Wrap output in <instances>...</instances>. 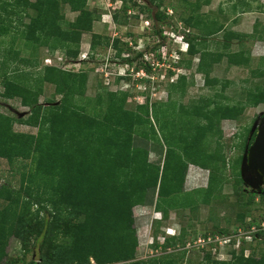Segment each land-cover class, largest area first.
I'll return each mask as SVG.
<instances>
[{
  "label": "trees",
  "instance_id": "obj_1",
  "mask_svg": "<svg viewBox=\"0 0 264 264\" xmlns=\"http://www.w3.org/2000/svg\"><path fill=\"white\" fill-rule=\"evenodd\" d=\"M0 1H3V4L0 3L1 34L21 30L29 42L48 46L52 51L63 49L68 62L79 58L82 39L87 33L92 34V50L113 47L121 54L126 45L125 51H133L120 39H111L94 31L97 16L88 7L89 0ZM204 2L209 4L210 0ZM63 5L79 12L76 19L70 21L66 18ZM134 6L124 5V10ZM145 9L152 11L148 2ZM233 9H240L242 13L253 10L248 0H238ZM30 10L34 13H28ZM258 10L264 11V5H260ZM211 14L214 13L190 15L185 19V26L198 30V33L175 32L183 34L189 43V56H199L196 71L205 76V84L211 87L222 84V91L211 97L199 98L192 104H181L179 114L184 122L178 128L168 131V126L160 123L165 143L157 136L153 125L150 132L143 128L150 122L148 103L132 110L126 107L128 92L107 90L104 111L91 115L76 101L85 93L89 77L87 71L73 72L45 65L37 77H33L32 72L28 73L20 65L24 64L26 69H37L39 61L19 58L18 53L13 56L12 50L9 51L11 63L8 64L6 58L0 69L4 86L2 96L5 99L20 98L21 103L30 108L31 114L19 119L0 111V157L13 165L20 159L21 163L31 159L35 168L23 173L19 187L9 182L0 184V199L6 201L0 207V264L8 256L10 237L19 238L24 247L32 250V264H184L183 255L162 260L158 257L149 260L137 258L140 242L134 208L138 205L155 206L163 219L171 206L191 205V209H196L200 203H210L215 196H219L227 179V151L221 122L238 120L247 106H258L264 102V85L248 90L245 101L235 104L223 101L227 97L224 91L231 81L212 76L214 67L226 57L230 65L251 68L249 49L232 50L234 40L243 44L249 33L230 31L225 22L212 18ZM27 15L29 22L24 21ZM170 16L168 11L159 9L152 14L157 22H165ZM113 17L118 21L117 14ZM15 18L22 28L13 27ZM163 32H166L163 28L156 30L165 40L166 33ZM221 32H224L225 50L210 49L209 43L213 40L210 38ZM256 32V37L264 39V27L260 33L256 27ZM155 48L147 53L154 52L160 57ZM145 54L146 51L138 52L135 56L123 58L122 62L132 66L140 58L141 67L152 72L153 67L144 59ZM19 61L21 64L12 67L14 62ZM81 62H86V59ZM177 64L190 69L193 59L184 57ZM172 70L171 77L177 75L178 78L171 80L170 104H173L174 91L180 90L184 94L188 82L186 75L174 74ZM252 73L264 78L263 67L253 68ZM127 76L119 75L118 80ZM140 80L150 81L145 78ZM45 82L53 84L56 93L62 96L59 104L40 102ZM18 121L36 127L37 133L16 131L14 125ZM150 144L160 147L164 157L162 164L150 160ZM190 164L210 170L206 188L184 191ZM236 183L239 192L244 184L241 171L236 175ZM257 195L256 192L250 193L246 205L250 206ZM260 196L264 198V189ZM247 214H238L239 225L233 233L239 228L249 231L253 225L259 226L264 220L261 217L260 220L248 221ZM162 219L155 222L159 224ZM215 227L219 234L224 232L219 224ZM155 232L157 236L156 229ZM182 233L169 235L162 245L157 246L183 244ZM261 236L263 232L255 235V246L264 243ZM251 245L254 244L250 242L248 245L244 238L240 251L233 250L230 260L217 259L210 249L199 264H264V248L257 256L256 249ZM247 247L253 251L249 256H245Z\"/></svg>",
  "mask_w": 264,
  "mask_h": 264
},
{
  "label": "rangeland",
  "instance_id": "obj_2",
  "mask_svg": "<svg viewBox=\"0 0 264 264\" xmlns=\"http://www.w3.org/2000/svg\"><path fill=\"white\" fill-rule=\"evenodd\" d=\"M204 1L89 0L88 7L97 16L94 31L101 35L109 36L111 39L118 38L122 43H127V45L133 48L132 53L125 51L126 45L123 46L124 51L121 54H119L118 49L113 47H98L96 50H92L90 46L92 34L87 33L82 39L79 58L68 62V57L63 49L59 48L52 51L48 46L36 45L27 41L22 35L21 30L18 32L11 30L7 34H1L0 32V69L4 66L3 62L6 58H8V64L11 63V58L8 56L10 55L9 51L12 50L13 56L16 55L15 53H18L19 58H33L39 61L37 69L32 67L26 69L25 65L21 64L20 61L14 62L12 65L13 67L17 63H20V67L28 73L32 72L33 77H37V73L41 72L45 65H54L73 72L87 71L89 77L85 93L82 98H77L76 100L80 107H84L85 111L91 115L102 114L107 101V90L126 91L128 92L127 108L136 110L140 104L148 103L150 107V122L146 126H143V128L150 132V129H152L151 125H153L157 131V136L165 143L161 124H166L168 131L181 126L184 122L179 114L181 104H192L193 101H197L199 98L211 97L217 92L222 91V84L215 87L205 84V76L196 71L199 56L195 58L190 57L188 53L184 52L182 47H186V42L181 43V38L176 36L175 31L180 29H184L185 33H188L186 29H190V35L199 32L192 27L185 26V19L190 15L196 16L214 13L211 14L213 16L211 17H216L220 21L225 22L228 30L249 33L246 34L249 36L243 44H239L237 39L234 40L232 50L249 49L252 59L251 68L230 65L226 57L214 67L212 76H216L222 81H231L224 91L225 96H227L223 99L225 103L235 104L239 101H245L248 96V90H255L258 85H264V78L252 73L253 68H264V39L255 36L257 35L256 27L259 33L264 27V11L258 10L260 5H264V0H248L251 2L253 10L244 14L240 12V9L236 11L233 9L238 0H210L209 4H205ZM146 2L150 4L152 11L145 9ZM0 3L3 4V1H0ZM136 3L138 5L134 6ZM128 4L134 6L129 9L132 11L131 14H129V10H124V5ZM197 4L200 6H196ZM221 8L224 9L223 12L220 11ZM157 9L162 12L170 10L172 11V16L165 22H157L152 17L153 12ZM62 10L70 21H73L79 15V12H74L69 5H63ZM28 13L33 14L34 12L30 10ZM115 14L118 15V21L114 20L113 15ZM24 21H30L29 15L24 17ZM255 21H257V24L254 27ZM15 26L18 29L22 28L17 18H15L13 23V27ZM157 28H163L166 31L163 32V34L166 33L164 34L166 35L165 40L156 33ZM210 39H213L209 43L210 49L220 52L225 50L223 47L224 32L216 34ZM164 43L167 46L163 50L169 51V54L173 55L167 57L166 66H158L154 74L151 75L154 77V81L153 79L143 82L140 80L142 77H145L142 76L143 73L140 74V71L143 69L140 58L131 67L122 62V59L125 57H129L130 55L135 56L141 51H146L147 53L155 47L157 51L161 52ZM176 52H179V56L181 57L179 59L181 60L184 57L193 59L192 68L185 69L184 67H179L176 62L178 59ZM82 59H86V62L82 63ZM173 64L176 67L174 74L186 75L188 82L184 94L180 90L174 91L172 97L173 104H170L169 93L172 83L170 71L174 67ZM127 71L130 75L123 80H118L119 75H123ZM177 78L178 76L176 75L172 80L175 79L176 81ZM145 79L147 78L145 77ZM3 91L4 86L2 78H0L1 112L13 115L19 119L27 118L31 114L30 108L24 106L20 98L5 99L2 96ZM104 94V99L100 100ZM61 99L62 96L56 93V88L53 84L48 82L43 84L40 102L57 105L61 102ZM48 100H52L53 102H48ZM22 113H25L23 117L20 116ZM262 113L264 114V102L258 106H247L238 120L227 119L221 122L227 151V179L220 192L221 194L215 196L210 203H200L196 209H191V205L171 206L167 217L163 219L161 218L162 213L157 211L155 206L138 205L134 208L136 228L140 242L137 250L138 259L149 260L152 257H158L159 260L171 259L172 257L176 259L179 255H183L184 264H199L204 261L207 251H210L209 243H206V246L203 248L199 246L198 241L200 237L208 240V237L212 235H221V238L232 235L233 230L239 225L237 218L240 212H248L246 216L248 221L250 219L260 220L262 219L261 217H264V198H261L260 192L252 190L245 183L242 190L238 192L239 186L236 183V175L241 171L242 157L247 148L245 140L246 138L248 140L256 119ZM14 129L25 133H37L38 131L36 127L29 126L20 121L16 122ZM152 145L150 144V160L157 163L161 162L162 164L164 157L160 151V147H157L155 144L154 146ZM209 150L210 148H208ZM21 165H27L28 167L23 168ZM32 167L34 170L35 163L31 159L23 160V163H21L20 159V161L13 165L6 158L0 157V184L9 182L19 187L24 177L23 173ZM209 179V169L190 164L184 191L190 192L195 189L206 188L209 184ZM254 192L258 193L255 201L250 206L246 205L249 194ZM5 204L6 201L0 199V207H3ZM157 219H162L161 223L157 224L155 222ZM215 224H219L220 228L224 229V232H220L219 234ZM167 228H169V233H174L175 235H180L183 232L181 236L183 244H178L175 247L157 246V244L162 245L166 237L169 236ZM155 229L158 232V238H156ZM243 231L247 230L243 229ZM251 243L254 244L251 247L256 249V255L259 256L261 250L264 248V243L261 242L255 246L257 242L254 236ZM233 247L234 244L230 242L229 244L224 243L222 246L219 244L218 253H214L213 250L212 253L217 259L230 260L232 258L231 253L234 250ZM7 252L8 256L3 259L2 264H32L31 260L34 253L31 249L24 247L21 240L17 237H10ZM251 253L253 251L250 248L248 254L251 255Z\"/></svg>",
  "mask_w": 264,
  "mask_h": 264
},
{
  "label": "built area",
  "instance_id": "obj_3",
  "mask_svg": "<svg viewBox=\"0 0 264 264\" xmlns=\"http://www.w3.org/2000/svg\"><path fill=\"white\" fill-rule=\"evenodd\" d=\"M128 12H129V14L132 13L131 10H129ZM171 12L172 11H170V10L168 11V13H170V14H171ZM179 31L183 32L185 30L184 29H180ZM186 31L187 32H191L190 29H186ZM176 36L181 38V43H183V42L185 43L186 42V47H184V48L182 47V50L187 53L188 49H189V43L183 38L184 35L176 33ZM166 46L167 45L164 43L162 45L161 52L157 51L160 54L161 58L157 57V55L154 52L145 54V60H147L152 65L153 70H152V72H148L145 68H143L140 71V74L143 73L142 76H145L147 79H151V80L153 79V81H154V77L151 76V75L154 74V71H156L158 66H166L167 57L169 55L170 56L173 55V54H169V51L167 52V51L163 50ZM176 55L178 56V59L176 60V62H178L180 60L179 58H181V57L179 56L180 55L179 52L178 53L176 52ZM126 65H128V64H126ZM128 66H130V65H128ZM173 66L174 67H172V69L174 71H176V67H175L174 64H173ZM127 74L130 75L128 73V71L125 74H123V75H127ZM165 76H167V74H165ZM145 77H142V78H145ZM259 232H263V236H261V237H264V220L261 222V224L259 226L258 225H253L249 231H243V228H239L237 230V232H234L232 235L226 236V237H223V238H221V235H212V236L208 237V240H206V238L203 239L202 237H200L199 241H198V244H199V246L201 248H203V247L206 246L205 245L206 243L207 244L209 243L210 244V248L209 249L213 250L214 253H218L217 251L219 249L218 248L219 244L222 246V245H224V243L229 244V242H230V243L234 244V247H233L234 250L240 251L242 240L245 238L248 242H251L252 237L253 236L255 237V235L258 234ZM234 239H235V241H233ZM249 250H250L249 247H247L245 249V256H249V254H248ZM231 256H232V253H231Z\"/></svg>",
  "mask_w": 264,
  "mask_h": 264
},
{
  "label": "water",
  "instance_id": "obj_4",
  "mask_svg": "<svg viewBox=\"0 0 264 264\" xmlns=\"http://www.w3.org/2000/svg\"><path fill=\"white\" fill-rule=\"evenodd\" d=\"M25 113L20 116L23 117ZM254 140L251 142L252 136ZM241 177L246 186L254 191L264 189V114L256 119L247 140V148L242 157Z\"/></svg>",
  "mask_w": 264,
  "mask_h": 264
},
{
  "label": "crops",
  "instance_id": "obj_5",
  "mask_svg": "<svg viewBox=\"0 0 264 264\" xmlns=\"http://www.w3.org/2000/svg\"><path fill=\"white\" fill-rule=\"evenodd\" d=\"M243 14H244V13H243ZM95 23H96V22H95ZM256 23H257V21H255V23H254V27H255V24H256ZM94 28H95V26H94ZM84 36H85V35H84ZM261 41H262V40H261ZM90 46H91V44H90ZM168 230H169V228H167V232H168L169 235H175L174 233H169Z\"/></svg>",
  "mask_w": 264,
  "mask_h": 264
},
{
  "label": "flooded vegetation",
  "instance_id": "obj_6",
  "mask_svg": "<svg viewBox=\"0 0 264 264\" xmlns=\"http://www.w3.org/2000/svg\"><path fill=\"white\" fill-rule=\"evenodd\" d=\"M255 136V135H254ZM254 136H253V139L251 140V142L254 140Z\"/></svg>",
  "mask_w": 264,
  "mask_h": 264
}]
</instances>
